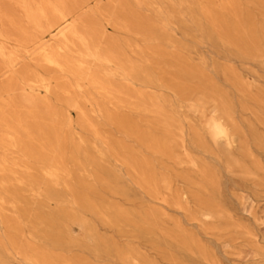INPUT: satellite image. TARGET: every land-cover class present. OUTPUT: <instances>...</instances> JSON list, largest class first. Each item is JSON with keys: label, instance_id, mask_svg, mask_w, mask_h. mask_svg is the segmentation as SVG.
I'll return each mask as SVG.
<instances>
[{"label": "bare ground", "instance_id": "6f19581e", "mask_svg": "<svg viewBox=\"0 0 264 264\" xmlns=\"http://www.w3.org/2000/svg\"><path fill=\"white\" fill-rule=\"evenodd\" d=\"M246 1L253 9L243 7L239 0H191L186 9L192 14L197 11L209 36L233 53L264 57V0ZM91 2L0 0V221L7 230L6 241L0 239V264H4L5 252H14L30 264H96L81 254H67L65 250L72 246L90 249L95 258L116 256L129 262L132 251L136 252L95 233L85 212L120 234L147 239L160 253L167 238L177 240L181 248L200 249L178 222L174 229L166 230L155 210L106 202L101 190L127 199L129 188L105 163L114 158L127 167L129 181L150 198L184 209L177 197L170 199L160 190L161 185L166 190L171 186L155 164L176 161L174 151L179 143L175 136L182 135L183 125L165 97L134 89L133 82L141 79L148 86L169 88L183 98L200 95L215 101L218 115L205 122L206 133L215 142L234 139L237 130L231 118L232 104L200 66L190 64L178 51L167 52L162 47L160 40L172 42L166 31L168 22L153 20L140 11L156 0H134L133 5L129 0H107L109 6L102 10L111 26L157 40L138 51L153 58L147 59L150 66L135 64L131 42L109 38L93 21ZM166 2L171 11L188 4V0ZM225 77L246 100L264 111V97L250 94L232 68H225ZM86 105L102 121L81 116L75 122L72 111L83 115ZM241 106L247 108V102ZM120 108L142 114L145 125L121 113ZM105 124L133 138L146 153L115 138L103 129ZM249 128L255 133L251 124ZM190 130L196 145L206 151L199 129L192 126ZM190 162L198 168L200 187L214 185L211 168ZM76 173L89 180L76 179ZM41 176L48 179L43 187ZM59 184L70 196L71 206L58 205L46 211L47 200L60 198L54 190ZM19 187H28L32 195L41 197L33 208L21 204ZM199 202L204 204L203 215L214 214L210 198H199ZM23 222L30 224L31 241L19 239ZM71 224L82 230L81 237L69 234ZM37 236L49 241L52 248L34 243Z\"/></svg>", "mask_w": 264, "mask_h": 264}, {"label": "rangeland", "instance_id": "374dc122", "mask_svg": "<svg viewBox=\"0 0 264 264\" xmlns=\"http://www.w3.org/2000/svg\"><path fill=\"white\" fill-rule=\"evenodd\" d=\"M91 1L93 21L109 38L120 43H124L125 40L131 42V56L135 64L150 66L151 62L147 59L153 58L147 53L140 55L138 51L145 45L155 44L157 40H153L152 36L145 38L139 34H127L119 26H111L102 15L103 8L108 5L107 0ZM129 1L131 5L134 4V0ZM190 1L188 0V4L185 2L178 6L177 11H171L166 0L156 2L153 0L154 3L150 6L140 7V11L153 20L167 21L166 31L172 42L159 39L162 47L167 52L178 51L190 64L200 66L227 94V99L232 104V123L237 130L234 139L215 142L206 133L205 122L218 115L215 101L202 98L200 95L183 98L169 88L156 84L148 86L141 79H137L133 82L134 89L165 97L183 125L182 135L175 136L179 143L174 151L176 161L168 159L164 160V165H160L158 161L155 164L161 177L171 186V190H166L161 185L160 190L170 199L177 197L184 204V209L150 198L129 181L127 167L114 158H109L105 165L122 176L124 184L129 188L128 198L124 199L104 190H101V195L106 202L122 204L127 208L137 206L155 210L166 230L174 229V222H178L200 249L194 246L184 249L177 240L174 242L167 238L163 244L164 251L160 253L147 239L130 238L126 234H120L116 228L103 224L96 216L85 212V217L95 226L93 227L95 233L136 253L132 251L133 258L127 263L116 256L95 258L90 249L78 246L66 249L67 254H81L96 264H264V111L252 101L246 100L225 77V68H232L250 94L264 97V57L237 55L223 42L210 37L207 25L199 20L198 12L192 14L186 9ZM239 1L243 7L252 8L246 0ZM193 6L191 5L192 8ZM257 19L260 20V17ZM243 101L247 102V108H242ZM119 111L141 120L140 124L145 125V117L142 114L128 108H120ZM62 112L64 114L65 110ZM81 116L93 121H102L101 117H94L88 105L85 106L83 115L72 111L75 122ZM249 124L253 126L255 133H252ZM192 126L198 128L202 134L207 146L206 151L196 145L190 130ZM103 129L110 130L115 138L124 140L128 146L140 153H146L133 138L124 136L116 128L105 124ZM75 130L80 131V128L77 127ZM82 132L90 135L88 130ZM190 161L211 168L214 172V185L200 187L198 168ZM87 170L89 171L90 167ZM75 178L89 180L80 173H76ZM41 179L43 183L40 186L43 187L44 183H48V179L42 176ZM54 190L60 194V198L47 200L44 205L46 211L53 210L58 205L71 206L70 196L62 185H55ZM19 191L23 196L21 204H27L32 208L41 198L32 195L28 187H19ZM199 198L211 199L214 214L203 215L204 204L199 202ZM6 213L12 212L7 210ZM29 225L28 222H23L20 240L31 241ZM6 232L5 225L0 221L1 240L6 241ZM68 232L74 237H81L83 234L75 224L69 225ZM32 241L45 248H52L50 242L41 236ZM2 258L4 264H30L14 252H5Z\"/></svg>", "mask_w": 264, "mask_h": 264}]
</instances>
